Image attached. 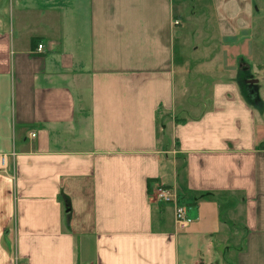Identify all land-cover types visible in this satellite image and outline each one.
I'll return each mask as SVG.
<instances>
[{
  "label": "crops",
  "instance_id": "1",
  "mask_svg": "<svg viewBox=\"0 0 264 264\" xmlns=\"http://www.w3.org/2000/svg\"><path fill=\"white\" fill-rule=\"evenodd\" d=\"M0 153V264H264V0H0Z\"/></svg>",
  "mask_w": 264,
  "mask_h": 264
},
{
  "label": "built area",
  "instance_id": "2",
  "mask_svg": "<svg viewBox=\"0 0 264 264\" xmlns=\"http://www.w3.org/2000/svg\"><path fill=\"white\" fill-rule=\"evenodd\" d=\"M40 48H41V44H37L36 49L39 50ZM30 135L33 136V133H31ZM6 167H7V154L0 153V172L5 171ZM153 197L155 198V200L169 202L172 204L174 223L178 228H184L188 225L189 219L185 214L183 206L177 203V196L174 191H172L167 187L157 185L153 189Z\"/></svg>",
  "mask_w": 264,
  "mask_h": 264
},
{
  "label": "rangeland",
  "instance_id": "3",
  "mask_svg": "<svg viewBox=\"0 0 264 264\" xmlns=\"http://www.w3.org/2000/svg\"><path fill=\"white\" fill-rule=\"evenodd\" d=\"M187 6V5H186ZM189 8L188 6L185 9V13L182 15V21L185 22L186 21V15L188 14ZM182 22V23H183ZM183 27H185V23L183 24Z\"/></svg>",
  "mask_w": 264,
  "mask_h": 264
},
{
  "label": "water",
  "instance_id": "4",
  "mask_svg": "<svg viewBox=\"0 0 264 264\" xmlns=\"http://www.w3.org/2000/svg\"><path fill=\"white\" fill-rule=\"evenodd\" d=\"M247 81V83H251V82H254L255 80H253V79H248V80H246Z\"/></svg>",
  "mask_w": 264,
  "mask_h": 264
}]
</instances>
